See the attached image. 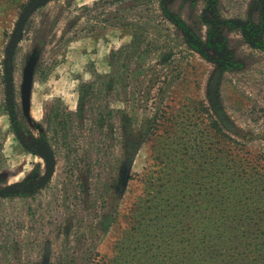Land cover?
<instances>
[{
  "label": "rangeland",
  "instance_id": "1",
  "mask_svg": "<svg viewBox=\"0 0 264 264\" xmlns=\"http://www.w3.org/2000/svg\"><path fill=\"white\" fill-rule=\"evenodd\" d=\"M263 216L264 0H0V264H222L187 230Z\"/></svg>",
  "mask_w": 264,
  "mask_h": 264
},
{
  "label": "trees",
  "instance_id": "2",
  "mask_svg": "<svg viewBox=\"0 0 264 264\" xmlns=\"http://www.w3.org/2000/svg\"><path fill=\"white\" fill-rule=\"evenodd\" d=\"M235 176V173L232 174V177ZM240 186L241 188L243 187L241 184H234L233 186ZM244 189V188H242ZM237 191V189L235 190ZM246 192H252L251 190H248ZM234 194V193H233ZM227 202L229 203V200L227 199ZM230 204V203H229ZM231 205V204H230ZM231 209V208H229ZM232 209H236L235 207H232ZM206 221H208L206 219ZM260 222H263V225H261V228L264 230V216L260 219ZM191 233L192 238H194V243L198 245H206L210 244L212 242H215L216 248H218L217 251H214L211 255V258L214 260L219 261L222 264H259L261 261L263 262L264 260V240L258 239L254 245H249L247 247V251L251 248H253L254 252H252L249 255H246L245 253L242 254L240 253L239 255L235 256H229L226 257L225 254H221L222 247L221 245L215 241L214 238H210V235H213L214 232L212 230V225L210 224H199L197 227H194L191 230H187V233L182 238H187L186 234ZM230 245H233L235 242L234 241H229ZM240 246L237 245L235 248V251H239ZM255 257V259L253 258Z\"/></svg>",
  "mask_w": 264,
  "mask_h": 264
},
{
  "label": "water",
  "instance_id": "3",
  "mask_svg": "<svg viewBox=\"0 0 264 264\" xmlns=\"http://www.w3.org/2000/svg\"><path fill=\"white\" fill-rule=\"evenodd\" d=\"M32 68H33L32 65H30L25 74V81H24V87H23V97H24L25 102H27L28 100L29 88L31 84ZM39 148H40V151L44 154V157L46 158L48 162V171H47L46 177L43 180V182L39 185V188H41L46 183H48V181L50 180L52 173H53V169H54V163H53V158H52V155L48 147L46 145H42Z\"/></svg>",
  "mask_w": 264,
  "mask_h": 264
}]
</instances>
